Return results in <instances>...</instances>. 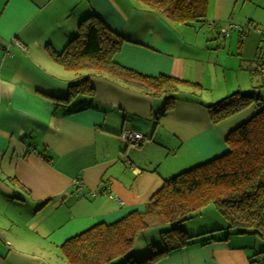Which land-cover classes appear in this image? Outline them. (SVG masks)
<instances>
[{
    "label": "crops",
    "instance_id": "crops-1",
    "mask_svg": "<svg viewBox=\"0 0 264 264\" xmlns=\"http://www.w3.org/2000/svg\"><path fill=\"white\" fill-rule=\"evenodd\" d=\"M90 14L124 38L116 63L190 84L165 105L108 74L62 68L48 49L60 52ZM230 24L242 30L219 31ZM263 69L264 0H207L190 24L137 0H0V264H64L67 238L143 210L164 180L224 153L259 106L217 122L208 106L234 92L264 104ZM85 81L92 92L68 96ZM123 130L148 140L131 147ZM209 227L199 233L227 229ZM206 235L155 264L264 262V245L247 252V235Z\"/></svg>",
    "mask_w": 264,
    "mask_h": 264
},
{
    "label": "trees",
    "instance_id": "trees-1",
    "mask_svg": "<svg viewBox=\"0 0 264 264\" xmlns=\"http://www.w3.org/2000/svg\"><path fill=\"white\" fill-rule=\"evenodd\" d=\"M159 11L172 22L190 24L205 16L207 0H137ZM124 38L113 32L99 17L82 19L76 34L60 52L48 49L52 60L65 70L83 68L108 74L124 83L161 96L164 104L175 99L180 85L190 83L172 76L143 75L113 60ZM196 86V85H195ZM86 89V90H85ZM92 92L86 81L70 87L68 96ZM259 97L234 92L208 106L210 119L217 122L256 103L259 109L225 138L227 149L221 155L195 165L163 181L143 210H133L112 222H99L67 238L60 250L69 264H108L125 257L126 264H155L186 246L195 236L171 227L161 231L160 250L140 260L131 250L137 235L151 224L173 225L190 212L213 204L233 234L252 233L264 240V104ZM205 239V238H204Z\"/></svg>",
    "mask_w": 264,
    "mask_h": 264
},
{
    "label": "rangeland",
    "instance_id": "rangeland-1",
    "mask_svg": "<svg viewBox=\"0 0 264 264\" xmlns=\"http://www.w3.org/2000/svg\"><path fill=\"white\" fill-rule=\"evenodd\" d=\"M211 212H212V215H210ZM208 224H211V225H208ZM213 224L214 226H217V225L227 226L225 219L218 213V211L216 210L213 204H210L208 208H200V209L190 212L188 218H186L185 220L181 222H178L175 224L173 223V225L171 224L163 225L159 223L151 224L145 229H143L137 235L135 242H134V246L131 250L132 258H134L135 260H140L143 257L149 256L150 254L160 250L162 247V243H163L162 236L160 234L161 231H167L171 227L175 226L183 230L187 234L197 235L199 231H202L206 228H210L209 226L213 227ZM227 230L228 229H225V230L221 229V230H217L216 232L220 231L221 235H223L226 233ZM244 235H247V237L251 239L250 244L246 242V244H248L245 247L247 252H251L252 243L255 240L258 243H262L264 245V240H261V239L258 240V237L257 238H255L256 236L253 237L254 235L252 233L247 232V233H244ZM201 236H207V235L205 234V235H200V236H195V237H201ZM62 263L67 264L68 262L63 261ZM108 264H126V260H125V257L123 256V257H119L109 262Z\"/></svg>",
    "mask_w": 264,
    "mask_h": 264
},
{
    "label": "built area",
    "instance_id": "built-area-1",
    "mask_svg": "<svg viewBox=\"0 0 264 264\" xmlns=\"http://www.w3.org/2000/svg\"><path fill=\"white\" fill-rule=\"evenodd\" d=\"M233 29H239V30H242L241 27H239L238 25L236 24H230L229 27H221L220 28V32L224 35H229V31L231 28ZM17 45L20 47V48H23V45L20 44V43H17ZM262 73H263V82H264V69L261 70ZM119 137L121 139H123L129 146L131 147H136L138 146L139 144H141L143 141L145 140H148V136L144 133H141V132H138V131H135V130H123L121 132V134L119 135ZM253 264H264L263 260L262 259H255L253 261Z\"/></svg>",
    "mask_w": 264,
    "mask_h": 264
}]
</instances>
